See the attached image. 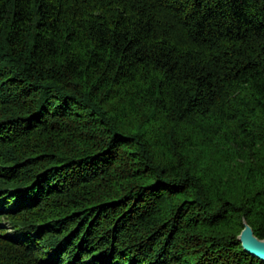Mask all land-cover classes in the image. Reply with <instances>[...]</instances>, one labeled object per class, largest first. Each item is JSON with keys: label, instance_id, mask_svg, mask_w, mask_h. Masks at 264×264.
Segmentation results:
<instances>
[{"label": "trees", "instance_id": "obj_1", "mask_svg": "<svg viewBox=\"0 0 264 264\" xmlns=\"http://www.w3.org/2000/svg\"><path fill=\"white\" fill-rule=\"evenodd\" d=\"M264 0H0V264H264Z\"/></svg>", "mask_w": 264, "mask_h": 264}, {"label": "water", "instance_id": "obj_2", "mask_svg": "<svg viewBox=\"0 0 264 264\" xmlns=\"http://www.w3.org/2000/svg\"><path fill=\"white\" fill-rule=\"evenodd\" d=\"M239 239L246 251L264 261V240H259L255 236V233L249 224L246 223V228Z\"/></svg>", "mask_w": 264, "mask_h": 264}]
</instances>
